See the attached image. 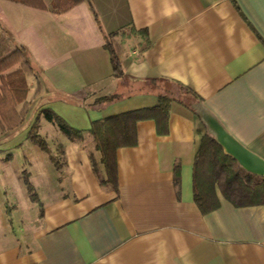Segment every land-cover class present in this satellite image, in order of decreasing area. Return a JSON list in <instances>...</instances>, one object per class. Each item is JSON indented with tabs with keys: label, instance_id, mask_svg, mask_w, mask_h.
<instances>
[{
	"label": "crops",
	"instance_id": "1",
	"mask_svg": "<svg viewBox=\"0 0 264 264\" xmlns=\"http://www.w3.org/2000/svg\"><path fill=\"white\" fill-rule=\"evenodd\" d=\"M0 25L5 48L38 47V74L72 97L48 106L85 130L72 139L42 116L63 162L31 148L21 169L38 202L20 174L0 180V264H264V201L236 204L208 181L197 199L192 177L200 136L217 129L264 159V0H82L59 13L0 0ZM133 111L105 182L87 130ZM14 133L1 150L23 149Z\"/></svg>",
	"mask_w": 264,
	"mask_h": 264
},
{
	"label": "trees",
	"instance_id": "2",
	"mask_svg": "<svg viewBox=\"0 0 264 264\" xmlns=\"http://www.w3.org/2000/svg\"><path fill=\"white\" fill-rule=\"evenodd\" d=\"M21 4L30 6L31 8L49 9L52 12H63L70 9L73 5L82 0H14ZM88 1V0H87ZM96 13L94 12V15ZM117 34V31L106 33L104 36L105 49L110 55V62L114 72L118 68L117 58L112 45V37ZM20 62V66L12 68L16 63ZM31 69L25 59L24 48L21 46L15 47L13 52L0 60V124L6 126L11 125L17 127L22 122L23 117L17 113L16 106L22 103L28 91L27 82L25 79L26 73ZM106 96L99 100H108ZM167 98H160V105L157 108L158 115L162 119L168 113ZM48 121L55 123L60 131L69 138L81 137L85 130L76 129L70 126L62 116L56 114L50 108H43L39 111ZM140 114L139 111L123 113L117 116L98 120L92 123L87 130L94 138L95 148L100 152V160L106 170L105 182L114 183L115 161L113 156L114 149L121 143V138L124 135L121 130H124V122L129 117H136ZM37 115L33 124L29 127L27 138L48 154L50 161L55 167H58V162L53 155L50 147L43 137L37 131ZM164 120H162L163 122ZM121 134V138H120ZM201 137L200 146L197 149L194 160L193 170V188L194 196L198 199L200 193L198 185L202 182H214L227 197L237 199L236 204L256 203L264 201V175L258 176L244 171L236 160L226 154L215 137L210 133H205ZM23 173V182L26 187L28 197L33 202H38L37 195L34 192L33 186L28 179V173ZM104 181V180H103Z\"/></svg>",
	"mask_w": 264,
	"mask_h": 264
},
{
	"label": "rangeland",
	"instance_id": "3",
	"mask_svg": "<svg viewBox=\"0 0 264 264\" xmlns=\"http://www.w3.org/2000/svg\"><path fill=\"white\" fill-rule=\"evenodd\" d=\"M0 27L2 28L1 25ZM2 32H0V36L4 35V33ZM5 45H7L5 40L0 38V60L4 58L5 56H7V54L9 55L11 52H13L15 47H17L15 46L13 48H5L4 47ZM38 51H39L38 47L35 45H32L30 52L25 54V59L28 65L31 67V69L25 75V79H26L27 86H28V91H26L27 93H26L24 101L22 103H19L16 106L17 113H20L21 116L23 117L22 122L19 125H17V127H12V124L9 126L8 125L6 126L5 124H0V180L6 181V179H12L14 178V176L18 174H20L19 176L22 179L23 177L22 175L24 174L23 172L25 171L24 169H21L23 168L22 166H25L28 163L32 164L37 158V155L36 154L34 155L33 152L31 151L32 147L37 150V154H40L41 156L45 157L46 160H48L46 157L48 154L46 155L44 152H42L39 149L38 145L33 143L29 138H27L28 142L26 143V145H24L23 149L21 150L17 149L19 148L18 146L11 148V150L9 149V151L1 150V148L3 147L7 148V147L12 146V145L7 146L5 141L14 132L16 133H14V136L12 137V139H14L13 142L17 143L19 140H22L24 135L27 134L29 127L33 124L36 115L38 118L37 131L39 130V128H40L39 131H41V132L38 131L39 135L45 139L49 147L51 145L54 148L55 146L54 144L56 141L55 140V130H54L55 128L50 127L49 125L44 124V123H42L43 126L39 124L43 115L39 113L40 110L38 108L39 107H41L40 109L50 108L48 105H50L49 103H52L54 101L55 97L61 96L62 98L67 99V100L72 98L71 96H69V93H67L64 90L62 91L60 87H59L60 88L59 91L58 90L55 91L54 86L56 85V82L53 79L52 75L51 77L53 79L52 81L54 85L52 84L50 85L51 82L49 81L48 78H47V81L43 80L42 79L43 74L41 75L38 74L39 66L37 64L38 63L41 64L43 62V59L40 57L41 54H39ZM20 64L21 63L18 62L12 68H17L20 66ZM19 136H21V138ZM13 150H15L14 152L15 156L9 153L10 151H13ZM56 157L58 161L63 162L62 156H56ZM25 173H28V172L26 171ZM28 179H29V173H28Z\"/></svg>",
	"mask_w": 264,
	"mask_h": 264
},
{
	"label": "water",
	"instance_id": "4",
	"mask_svg": "<svg viewBox=\"0 0 264 264\" xmlns=\"http://www.w3.org/2000/svg\"><path fill=\"white\" fill-rule=\"evenodd\" d=\"M216 139L226 154L232 156L244 170L251 174L264 175V159L245 149L221 129H217Z\"/></svg>",
	"mask_w": 264,
	"mask_h": 264
}]
</instances>
